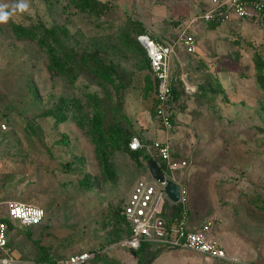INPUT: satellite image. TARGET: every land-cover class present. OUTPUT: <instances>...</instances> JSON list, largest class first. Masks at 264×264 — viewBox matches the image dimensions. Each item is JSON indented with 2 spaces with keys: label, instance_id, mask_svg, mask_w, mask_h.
I'll return each instance as SVG.
<instances>
[{
  "label": "rangeland",
  "instance_id": "rangeland-1",
  "mask_svg": "<svg viewBox=\"0 0 264 264\" xmlns=\"http://www.w3.org/2000/svg\"><path fill=\"white\" fill-rule=\"evenodd\" d=\"M98 1L105 9L95 16L71 0H0L5 11L28 5L0 22V213L2 201L17 200L47 215L41 227L10 232L15 254L34 260L38 243L66 247L80 235L96 240L103 252L87 264H139L113 247L127 236H110L109 225L137 180L161 188L145 153L137 159L125 151L122 141L132 134L146 145L168 143L175 169L150 159L164 167L168 180L187 188L192 225L212 221L210 237L222 239L227 253L214 260L167 249L152 264H264V210L258 208L264 205V83L254 59L258 53L264 61V27L243 20L212 27L198 18L211 0ZM13 24L40 35L57 28L51 39L74 68V84L51 71L48 54L35 40L20 38ZM140 24L157 42H174L184 30L196 40L195 53L180 51L173 60L178 97L171 102L168 131L154 115L153 75L123 40ZM91 94L102 100L113 147L117 178L111 181L103 176L90 130ZM84 179L96 185L86 186ZM81 223L88 233L74 235Z\"/></svg>",
  "mask_w": 264,
  "mask_h": 264
},
{
  "label": "built area",
  "instance_id": "built-area-1",
  "mask_svg": "<svg viewBox=\"0 0 264 264\" xmlns=\"http://www.w3.org/2000/svg\"><path fill=\"white\" fill-rule=\"evenodd\" d=\"M211 9L203 10L198 17L203 22H230L243 20L258 23L264 27V0H211ZM184 30L174 42H157L149 34H140L137 39L145 49L150 60L151 73L156 84V119L165 130L172 128L171 95L172 70L171 59L178 49L187 53L196 52V40L192 33ZM7 129L6 124H1ZM129 148L132 151L146 150L167 162L171 169L176 165L172 162V153L167 142L156 141L146 145L138 136L131 138ZM166 182L161 188L144 179L137 180L131 194L123 204V214L131 224L129 236L118 241L113 247L136 251L142 244H158L163 249H186L197 252L208 259H227L225 248L218 238L210 237L213 222L204 221L199 226H193L189 216V192L180 185V197L177 203L183 207L179 219L167 223L163 218L164 205L167 200ZM159 182V181H158ZM173 203V202H172ZM4 213H0V264H43L33 259L22 258L15 254L10 245L9 234L13 230L34 228L44 223L46 211L44 208L17 200L2 201ZM99 253L101 251H98ZM96 253L82 252L71 255L56 264H87Z\"/></svg>",
  "mask_w": 264,
  "mask_h": 264
},
{
  "label": "trees",
  "instance_id": "trees-1",
  "mask_svg": "<svg viewBox=\"0 0 264 264\" xmlns=\"http://www.w3.org/2000/svg\"><path fill=\"white\" fill-rule=\"evenodd\" d=\"M50 1H56V0H50ZM71 3L74 7H76L81 12H87L89 14L98 16L101 13H103L105 6L100 3L98 0H71ZM212 27H216L217 25L221 24V22H211ZM13 31L23 39H32L35 40L37 45L41 47L49 57V69L51 71H54L62 76H64L70 84H74V82L77 79V74L73 67H71L67 60H65L55 43L52 41L51 37L52 35H55L57 37V28H53L50 35L44 34L40 35L36 29L25 27L21 24H13ZM140 34H148L145 31V28L142 27L140 24V27L136 30V34L132 36V34L129 31H125L123 34V40L125 42L126 47L131 50L135 55H137L142 63L143 67H147L151 71L150 67V60L147 56V53L145 49L141 46L139 43L137 36ZM255 62L258 69V76L260 79V83L263 85L264 83V61L260 54L256 53L255 55ZM155 92H156V84H155ZM178 97V93L174 86H172V95H171V102L175 100ZM90 104L92 106V118L90 121V130L91 134L94 140V143L97 148L98 157L102 166L103 176L106 180H114L117 178V173L115 170L114 162L112 159L113 154V147L110 143V139L107 137L104 126V114H103V104L102 100L98 95L91 94L89 95ZM156 100H155V106H154V115L156 116ZM62 119V118H61ZM60 119V120H61ZM136 135H129L127 139L122 141V145L127 151V153L135 158H139L142 154L145 153L144 157L147 158V162L150 159V157H155V155L148 154L146 150H140V151H132L129 148V142L132 137ZM138 136V135H137ZM121 148V145L118 147ZM157 157V156H156ZM159 158V157H158ZM160 159V158H159ZM156 160V159H154ZM157 161V160H156ZM158 162V161H157ZM148 165V164H147ZM162 170H164V167L161 166ZM82 184H86V186H94L96 183L91 180H83ZM260 210H264V205H260L258 207ZM183 207L180 203H172L169 200L166 201L164 205V213L163 218L167 221V223H172L180 218L182 214ZM189 216H190V207H188ZM191 219V218H190ZM109 225L111 226V229L113 230V233L110 235L112 236L115 234L117 237L114 236V238H120L123 235L129 236L131 233V224L129 221L125 218L123 214V207L116 209L111 213V217L109 218ZM199 226V225H197ZM39 244V251L45 252L47 249L45 245ZM151 245L149 243L142 244L141 248L136 250V256L139 258L138 263L139 264H152L153 259L156 257V252L152 251L150 249ZM141 253V256H140ZM37 262L43 263V264H56L60 260L52 256H41L37 259H34Z\"/></svg>",
  "mask_w": 264,
  "mask_h": 264
},
{
  "label": "crops",
  "instance_id": "crops-1",
  "mask_svg": "<svg viewBox=\"0 0 264 264\" xmlns=\"http://www.w3.org/2000/svg\"><path fill=\"white\" fill-rule=\"evenodd\" d=\"M180 51H184L183 49H178L177 50V52H176V54L173 56V58L171 59V70H172V64H173V60H174V58L177 56V54L180 52ZM6 184H8V183H6ZM7 186H9V184L7 185ZM46 218H47V215H46ZM99 220V219H98ZM98 220H96L93 224H92V226H91V231H89V234L92 236V234H93V231L96 229V227H98L99 226V224H100V222L98 221ZM45 221H46V219H45ZM44 221V222H45ZM44 224V223H43ZM86 224L87 223H81L80 225H75L76 227H81L80 229L81 230H79L78 232H75L74 233V235L76 234V233H79V234H81V235H85V234H87L88 232V227L86 226ZM86 226V227H85ZM40 227H41V225H40ZM39 228V227H38ZM84 228V229H83ZM19 228L17 227L16 228V230H18ZM35 229V227L34 228H29L28 230L29 231H32V230H34ZM19 231L21 232V231H26V229H19ZM83 231L84 232H86L85 234H83ZM19 232V233H20ZM213 238H215V237H213ZM219 240H220V242H221V245L225 248V245H224V243H223V240L222 239H220L219 237H217ZM44 245V244H43ZM158 245V244H157ZM46 246V250H45V252H42V251H38L39 252V255H41V256H45V255H48V256H52V257H55V258H58V259H67L68 257H70L71 255H75V254H79V253H82V252H91V253H96V255H95V257L94 258H97V257H100L101 256V254L103 253V252H98V251H100V249H97V241L96 240H94L93 238L92 239H90V238H87V237H80V235H77L75 238H74V244L73 245H69V246H64V245H62V244H59V245H55V246H48V245H45ZM150 249L152 250V251H155L156 253L157 252H164V251H166L167 249H163V247L162 246H160V245H158L157 246V248L154 250L152 247H150ZM226 250V249H225ZM120 251H124V253H126V251H128L129 253H131L132 254V256L134 257V259H136V257L133 255V251H129V250H123V249H120ZM126 256V255H125ZM94 258H92L90 261H92ZM126 258V257H125ZM60 261H62V260H60ZM89 261V262H90Z\"/></svg>",
  "mask_w": 264,
  "mask_h": 264
},
{
  "label": "water",
  "instance_id": "water-1",
  "mask_svg": "<svg viewBox=\"0 0 264 264\" xmlns=\"http://www.w3.org/2000/svg\"><path fill=\"white\" fill-rule=\"evenodd\" d=\"M147 164H148L149 171L155 180L161 183L166 182V175L156 160L149 159ZM166 194L173 203H177L180 197L179 184L173 180H167ZM132 253L136 257L135 251H133Z\"/></svg>",
  "mask_w": 264,
  "mask_h": 264
},
{
  "label": "clouds",
  "instance_id": "clouds-1",
  "mask_svg": "<svg viewBox=\"0 0 264 264\" xmlns=\"http://www.w3.org/2000/svg\"><path fill=\"white\" fill-rule=\"evenodd\" d=\"M28 7L26 3H18L16 4L11 11H5V8H7V5H0V22H6L10 15L13 14L17 9L20 11L25 10Z\"/></svg>",
  "mask_w": 264,
  "mask_h": 264
},
{
  "label": "flooded vegetation",
  "instance_id": "flooded-vegetation-1",
  "mask_svg": "<svg viewBox=\"0 0 264 264\" xmlns=\"http://www.w3.org/2000/svg\"><path fill=\"white\" fill-rule=\"evenodd\" d=\"M202 256V255H201Z\"/></svg>",
  "mask_w": 264,
  "mask_h": 264
}]
</instances>
